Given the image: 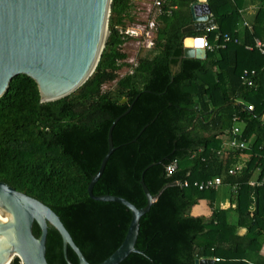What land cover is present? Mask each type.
<instances>
[{
    "label": "trees",
    "instance_id": "1",
    "mask_svg": "<svg viewBox=\"0 0 264 264\" xmlns=\"http://www.w3.org/2000/svg\"><path fill=\"white\" fill-rule=\"evenodd\" d=\"M194 1L161 0L153 45L130 64L121 46L129 38L125 27L132 0H111L105 46L80 87L61 99L40 102L36 82L20 74L0 97V180L49 206L91 264L120 245L131 217L123 204L96 201L87 192L117 117L111 133L115 149L93 194L120 196L140 208L147 202L141 178L153 196L159 193L139 220L138 252L119 264H194L197 258L213 257L219 258L215 264H264V184L251 183L256 171L255 181L264 180V57L245 48L255 39L264 41V0H207L215 26L183 32L191 23ZM248 4L256 8L251 29L241 37L237 29ZM224 35L230 37L225 46L206 50L203 59L182 57L184 36H206L219 45ZM124 66L129 71L120 76ZM244 69L256 70L251 86L241 80ZM113 81V87L102 88ZM237 99L245 105L236 104ZM234 116L248 147L224 151L218 137L230 134ZM242 153L248 159L229 174ZM173 160L177 168L167 175L165 167ZM215 176L229 186L233 208L216 204L218 187L192 185ZM184 180L190 185L175 184ZM202 200L209 214H193ZM230 211L236 213L234 222ZM237 227L245 233L238 234ZM32 230L39 235L36 222ZM45 246L48 264H67L61 237L51 225ZM67 253L77 264L69 247ZM10 264L21 262L14 257Z\"/></svg>",
    "mask_w": 264,
    "mask_h": 264
},
{
    "label": "water",
    "instance_id": "2",
    "mask_svg": "<svg viewBox=\"0 0 264 264\" xmlns=\"http://www.w3.org/2000/svg\"><path fill=\"white\" fill-rule=\"evenodd\" d=\"M110 4L111 0H0V97L11 79L20 74L36 82L40 102L61 99L80 87L93 73L105 46ZM189 10L191 23L182 28L183 32L215 26L207 0H195ZM182 45V57L203 59L206 55L201 36H184ZM124 101L126 98L121 99ZM118 118L108 129L107 151L91 176L87 192L93 200L123 204L131 217L120 245L97 264H119L129 254L138 252L135 242L139 220L159 194L153 196L143 178L140 184L147 202L140 208L120 196L93 194V185L115 149L111 133ZM34 222L40 229L37 236L32 230ZM48 225L61 237L67 264H74L68 258V247L75 253L77 264H91L49 206L0 180V264H10L14 257L21 264H48ZM194 264H215V259L197 258Z\"/></svg>",
    "mask_w": 264,
    "mask_h": 264
},
{
    "label": "built area",
    "instance_id": "3",
    "mask_svg": "<svg viewBox=\"0 0 264 264\" xmlns=\"http://www.w3.org/2000/svg\"><path fill=\"white\" fill-rule=\"evenodd\" d=\"M161 4V0H155L154 1V5L156 7H159ZM150 26H152L155 29V24L154 21L150 22ZM212 29V28H211ZM131 32H134V34L136 33L135 31H126V34H131ZM230 37L228 35H224L223 36V41L221 44L219 45H212L208 42L206 36H202V47L205 50L208 51H213L215 49H217L218 47L223 48L225 46V42L229 41ZM235 42L238 41L237 38L234 39ZM150 44L152 45V41L150 42ZM245 48L248 50H256L258 51L263 57H264V41L260 40V39H255L254 40V45L251 44H246ZM256 75V70L255 69H244L242 71L241 74V80L243 81V83L251 86L254 84V77ZM247 108L249 110L253 109L252 105H248ZM233 120L236 122L235 125L232 127L231 131H230V136L229 139L226 141V146L229 149H236V150H242L248 147V143L241 137V128L237 125V121L239 120L238 116H234ZM177 168V161L173 160L172 162H170L169 164L166 165L165 167V172L167 175H172L174 173V171ZM237 170V168H232L228 171L229 174H233L235 173V171ZM176 185H179L180 187H187L190 185V183L187 180H184L182 182L176 181L175 182ZM257 184H264V181H261ZM193 186L197 187L199 190H205V189H211V188H216L219 187L220 185H222V178L219 176H215V177H211V178H205L202 180H195L192 184ZM233 188H235V186H232ZM219 258H215V261H217Z\"/></svg>",
    "mask_w": 264,
    "mask_h": 264
},
{
    "label": "rangeland",
    "instance_id": "4",
    "mask_svg": "<svg viewBox=\"0 0 264 264\" xmlns=\"http://www.w3.org/2000/svg\"><path fill=\"white\" fill-rule=\"evenodd\" d=\"M155 0H140L139 3H135V8L139 7L141 13L132 15L131 20L126 23V31H135L131 34H127L129 38L122 44L121 49L127 53L126 61L130 64H135L140 56L148 54L149 48L153 45L152 37L154 28L150 26V22L155 20L158 7L154 5ZM133 5V4H132ZM139 22L137 27L135 24ZM152 41V45L150 42ZM129 71L128 67H122L119 70V75H124ZM113 82H108L103 85V89H109L113 87Z\"/></svg>",
    "mask_w": 264,
    "mask_h": 264
},
{
    "label": "crops",
    "instance_id": "5",
    "mask_svg": "<svg viewBox=\"0 0 264 264\" xmlns=\"http://www.w3.org/2000/svg\"><path fill=\"white\" fill-rule=\"evenodd\" d=\"M139 2H140V0H132V4L133 5H132V9H131V12H130V15H129L130 18H132V15H134V14L141 13V11H139V7L135 8V3H139ZM255 8H256L255 5L248 4L241 11L242 22L239 24L238 29H237V31L239 32V35L241 37H243L245 29H248V28L251 29L250 25H251V20L253 18V14H254ZM209 17L212 18L211 15ZM135 25L137 27H140L139 26V22L136 23ZM241 60L244 62L246 59L245 58L244 59L241 58ZM261 78H262V76H261ZM235 103L236 104L242 103L243 105H245V102L243 100H241V99H237V101ZM248 105H252V104H248ZM260 120L264 124V109H263L262 115L260 116ZM237 125L240 128L242 127V125L239 124V123ZM229 136H230L229 134H223V135L218 137L222 141L221 148L224 151L230 150L225 145L226 141L229 139ZM236 159H237V161H236V164H235L234 167L239 169L245 163V161L248 159V154H243L242 153ZM257 176H258V172L256 171L254 173L253 177H252L251 183L256 182V184H257V183L261 182V181H255ZM262 181H264V180H262ZM218 190H219V192H218V198H217L216 204L219 205V207H221L223 209H226V208H230L231 209V208H233L234 204L231 203V201L229 199V191H228L229 190V186L225 185V184H222L221 186L218 187ZM209 212H210V209H209L207 203L205 202V200L200 201V203L197 206H195L193 211H192V213L195 214V215H208ZM235 219H236V213L234 211H230L229 220L234 222ZM236 231H237L238 234L242 235V234L245 233L246 229L244 227H237ZM260 254L262 255V257H264V242L262 244V247H261V250H260ZM213 258L215 259V257H213Z\"/></svg>",
    "mask_w": 264,
    "mask_h": 264
}]
</instances>
